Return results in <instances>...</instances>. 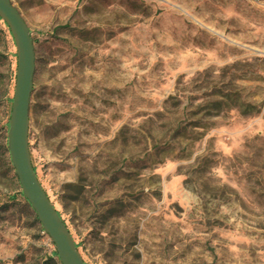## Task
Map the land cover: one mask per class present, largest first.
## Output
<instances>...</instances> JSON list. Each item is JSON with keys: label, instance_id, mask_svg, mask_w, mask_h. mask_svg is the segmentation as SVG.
I'll list each match as a JSON object with an SVG mask.
<instances>
[{"label": "rangeland", "instance_id": "rangeland-1", "mask_svg": "<svg viewBox=\"0 0 264 264\" xmlns=\"http://www.w3.org/2000/svg\"><path fill=\"white\" fill-rule=\"evenodd\" d=\"M30 30L29 147L87 264H264V0H11ZM0 264L53 246L6 170Z\"/></svg>", "mask_w": 264, "mask_h": 264}, {"label": "water", "instance_id": "water-1", "mask_svg": "<svg viewBox=\"0 0 264 264\" xmlns=\"http://www.w3.org/2000/svg\"><path fill=\"white\" fill-rule=\"evenodd\" d=\"M0 19L11 34L16 54V71L11 111L6 133L7 149L23 197L36 215L43 231L54 244L61 264H87L40 184L29 147V104L33 90L35 54L30 30L11 0H0Z\"/></svg>", "mask_w": 264, "mask_h": 264}, {"label": "trees", "instance_id": "trees-1", "mask_svg": "<svg viewBox=\"0 0 264 264\" xmlns=\"http://www.w3.org/2000/svg\"><path fill=\"white\" fill-rule=\"evenodd\" d=\"M1 20V19H0ZM3 25H4V27H5V32H6V35L9 37V39L12 41V43H13V40H12V37H11V34H10V32H9V29H8V27L6 26V24L3 22ZM16 55V54H15ZM6 131L5 132H7V128H8V121L6 122ZM4 149H5V152H6V157H5V165H6V170L8 171V172H11L12 173V175H11V179H12V181H14V183L16 184V189H17V193H16V195H18V196H20V197H22V199L24 200V202L29 206V204H28V202L26 201V199L23 197V195H22V192H21V188H20V186H19V183H18V180H17V177L15 176V174H14V169H13V167H12V165H11V162H10V159H9V154H8V149H7V142H6V136L4 137ZM34 170H35V172H36V168L34 167ZM30 207V206H29ZM58 212V214H59V216H61L60 215V213H59V211H57ZM32 214H33V219H34V221L38 224V230L40 231V232H44L43 231V229H42V227H41V225H40V223L38 222V220H37V218H36V215H35V213L33 212V210H32ZM63 220V222H65L64 221V219H62ZM67 226V225H66ZM68 228V227H67ZM52 246H53V249L50 251V253L49 254H47L45 257H44V259L42 260V262H40L39 264H61L60 263V261H59V259H58V256H57V253H56V251H55V248H54V244L51 242L50 243ZM78 246H79V244H77L76 243V247L78 248Z\"/></svg>", "mask_w": 264, "mask_h": 264}]
</instances>
